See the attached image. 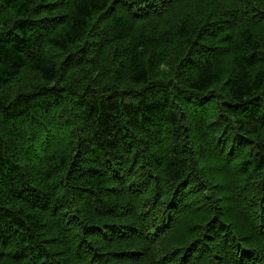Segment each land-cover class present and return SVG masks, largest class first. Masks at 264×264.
<instances>
[{"label":"trees","instance_id":"16d2710c","mask_svg":"<svg viewBox=\"0 0 264 264\" xmlns=\"http://www.w3.org/2000/svg\"><path fill=\"white\" fill-rule=\"evenodd\" d=\"M0 264H264V0H0Z\"/></svg>","mask_w":264,"mask_h":264},{"label":"bare ground","instance_id":"6f19581e","mask_svg":"<svg viewBox=\"0 0 264 264\" xmlns=\"http://www.w3.org/2000/svg\"><path fill=\"white\" fill-rule=\"evenodd\" d=\"M162 1V0H161ZM196 2V1H195ZM47 96V95H46Z\"/></svg>","mask_w":264,"mask_h":264}]
</instances>
